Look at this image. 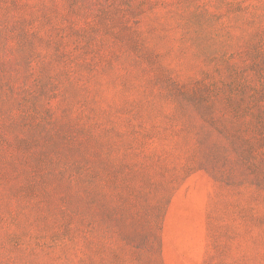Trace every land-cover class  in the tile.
Masks as SVG:
<instances>
[{"label":"rangeland","instance_id":"1","mask_svg":"<svg viewBox=\"0 0 264 264\" xmlns=\"http://www.w3.org/2000/svg\"><path fill=\"white\" fill-rule=\"evenodd\" d=\"M58 28L93 33L90 71ZM250 86L264 0H0V264H264ZM198 99L256 169L201 168Z\"/></svg>","mask_w":264,"mask_h":264},{"label":"trees","instance_id":"2","mask_svg":"<svg viewBox=\"0 0 264 264\" xmlns=\"http://www.w3.org/2000/svg\"><path fill=\"white\" fill-rule=\"evenodd\" d=\"M47 20L48 18L44 16V21L47 22ZM53 36L58 37V40H52L47 36L46 38L38 37V41L52 46L54 50L53 59L55 61H60L65 56V53L60 49L61 42L63 38L69 37L72 39L76 49H79L78 56L81 60L76 63V67L88 71L93 68L94 63L88 57L93 51L91 48V42L93 40L92 32L87 33L84 31L58 28ZM259 74L262 75V71ZM248 91L250 93L247 94ZM246 99L247 102H245L244 108L242 107L237 114L241 115L243 113L253 120L252 130L255 134L256 145L262 148L264 146V86L257 89L250 86L241 95V101H245ZM195 104H201L199 115L204 123L199 127L198 133L199 144L205 149L204 159L201 161L203 162L201 168L210 172L213 177L220 176L223 173V169L219 162L233 156L242 166L256 169L257 166L253 160V151H255V148L252 147V144L247 142V139H245L244 143L238 144L235 138L236 129L231 128L228 130L226 127H223L212 116L211 104L209 102L198 99ZM213 135L217 138L212 137Z\"/></svg>","mask_w":264,"mask_h":264}]
</instances>
